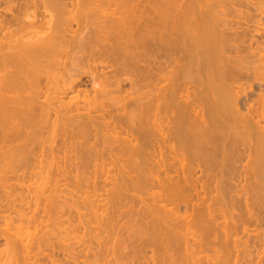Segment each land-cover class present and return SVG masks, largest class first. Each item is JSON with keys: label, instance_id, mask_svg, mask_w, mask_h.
<instances>
[{"label": "bare ground", "instance_id": "1", "mask_svg": "<svg viewBox=\"0 0 264 264\" xmlns=\"http://www.w3.org/2000/svg\"><path fill=\"white\" fill-rule=\"evenodd\" d=\"M259 2L0 0V264H264Z\"/></svg>", "mask_w": 264, "mask_h": 264}, {"label": "rangeland", "instance_id": "2", "mask_svg": "<svg viewBox=\"0 0 264 264\" xmlns=\"http://www.w3.org/2000/svg\"><path fill=\"white\" fill-rule=\"evenodd\" d=\"M254 1V0H253ZM256 1V0H255ZM261 2H263L264 3V0H260V2L259 3H261ZM258 3V5L260 6L261 4H259ZM147 4V2H145V5ZM253 4V3H252ZM6 5V4H5ZM145 5H142L141 6V8L142 9H144L145 8ZM264 6V5H263ZM3 8H6V7H4V4H1L0 5V11H2L3 10ZM242 9H247V7H245V6H242L241 7ZM251 8H252V5H251ZM2 9V10H1ZM6 10V9H5ZM251 11L252 12H255V10L254 9H251ZM258 12H259V9H258ZM263 13H264V11H263ZM257 18V17H256ZM256 18H254V19H256ZM251 23H253V22H251ZM92 86V84L90 83L89 84V88ZM92 169V168H91ZM1 174V173H0ZM0 178H1V176H0ZM13 179H15V178H13ZM3 179H0V181H2ZM140 180V178H138V180H137V178H136V180H133L132 181V185H131V187L129 188V190L127 191L128 192V197L126 198V200H129V199H131L132 198V201H130V203H129V205L127 206V208H129L130 206H132V205H134V208H136V209H139V208H141V209H143V208H146L145 206H147V208L149 207V205H150V200H152V197L154 196L152 193H153V191L155 190V191H157L159 188L158 187H147L148 185H144L143 183H141L142 181H139ZM15 181H17V180H15ZM99 181H102V179L100 180L99 179ZM135 181V182H134ZM64 182V181H63ZM1 183V182H0ZM112 184V183H111ZM72 186L70 187L71 189L72 188H74L73 187V185L74 184H71ZM114 185V184H113ZM63 186H65V185H63ZM112 185H110V183L109 184H107L105 187H107V188H104V189H101L99 192L100 193H103L104 194V196H109L110 198H109V200L111 201L112 200V196H113V193H111V190L109 189L110 187H111ZM66 187V186H65ZM108 189L110 190V191H108ZM153 189V190H152ZM60 193V192H59ZM107 193H108V195H107ZM78 194V193H77ZM84 195V196H83ZM82 196H83V198L82 197H76V195H75V197H76V199H78L77 200V202H74V201H76V200H74V198L72 199V198H70L69 199V201H67V199H65L67 202H69V203H66V201H64V199H63V195H61L60 196V198L58 199V201L60 200V206H58L59 208H57V209H59V211H60V209H62L61 211L64 213V215L63 216H61L60 217V219L59 220H61V219H64V222H65V224H67V226H68V224L69 223H67L66 221H67V218H69L70 216L68 215V214H70L71 213V207H68V204H69V206L71 205V203H77V204H75V208H77V209H75L74 208V205L72 206L74 209H73V211H72V213H75L76 211L79 213V208H80V206H82L81 208L82 209H84L85 207H83V206H85V203L87 204L86 206H87V209H85L84 211H86V212H89V216L91 215L90 213H93L94 212V210L92 209V205L93 204H91V199L92 200H94V198H92L93 196H91L90 198H87V199H85V197H86V194H83ZM69 196H70V194H69ZM78 196H79V194H78ZM53 197V196H52ZM55 197V196H54ZM58 198V197H57ZM68 198V197H67ZM80 198V199H79ZM81 198L82 199H84L85 200V202L84 201H82L81 200ZM143 198H145L144 200H143ZM255 199H256V197H254ZM71 199L73 200V201H71ZM260 198L259 197H257V200H259ZM51 200V201H50ZM52 200H54V199H52L51 197H50V199H48V200H46L45 202H46V204H47V206L48 207H51L52 206V204L54 203ZM57 199H55L54 201L55 202H57L56 201ZM50 201V202H49ZM143 201H146L147 202V205H144V203L145 202H143ZM255 201V200H254ZM48 202V203H47ZM51 202H53L52 204H51ZM80 202V203H79ZM84 202V203H83ZM81 203H83V204H81ZM78 204H79V206H78ZM81 204V205H80ZM49 205H51V206H49ZM53 205H55L56 206V204H53ZM185 204H181V211H183L184 209L183 208H185V206H184ZM66 206H67V208H66ZM184 206V207H183ZM62 207V208H61ZM126 208V209H127ZM51 209H54V207L53 208H51ZM50 209V210H51ZM67 209V210H66ZM125 209V208H124ZM66 210V211H65ZM70 210V211H69ZM76 210V211H75ZM81 210V209H80ZM89 210H91V211H89ZM83 211V210H82ZM239 211H240V209H239ZM62 212H60V214H63ZM76 212V213H77ZM184 212V211H183ZM237 212H238V210H237ZM51 212H49V214H48V216H47V218L48 217H50L52 214H50ZM75 213V214H76ZM242 213V209H241V211H240V214ZM50 215V216H49ZM71 215V214H70ZM77 216H78V214H76ZM75 215V217H73L72 215H71V220H72V217L74 218L72 221L76 224L78 221L76 220V222L74 221L75 219H76V216ZM50 218H52L51 220H48L47 221V223H49L50 221L52 222L53 221V217H50ZM128 217H126L124 220H126ZM65 219H66V221H65ZM78 219V218H77ZM70 220V218L68 219V221ZM70 220V221H71ZM50 222V224H52ZM62 222V221H61ZM64 222H62V223H64ZM134 222H136V221H134ZM2 223V222H1ZM72 223V222H71ZM73 224V223H72ZM63 225V224H62ZM77 225V224H76ZM260 225V226H259ZM259 225H257V226H259V229H257L256 231L258 232H263L264 231V224L263 225H261V224H259ZM119 230H120V228H119ZM127 231L128 230H126V228H124L123 230H120V233L122 234V237H123V244L125 245V244H129L130 243V238H129V235L127 234ZM255 231V232H256ZM132 232H135V231H133L132 230ZM118 232L116 233V234H114L115 236H113V240L111 239V241H115L114 239H116L117 240V238H116V236H118ZM83 235V234H82ZM241 235H243L242 233H240V235L239 236H241ZM115 237V238H114ZM246 237V236H245ZM63 240H65V238L63 239ZM2 241V242H1ZM6 239H5V237L4 236H0V250L3 248V250H4V248H6V245H8V244H6ZM66 242H72V240H68V241H66ZM2 247V248H1ZM148 251H147V254L148 255H151V254H153V252H152V250H151V248L150 247H148ZM12 250V249H11ZM10 250L8 249V252H9ZM151 252V253H150ZM13 253L14 252H9L7 255H13ZM19 254V253H18ZM6 255V256H7ZM18 256H20V255H18ZM61 257H63V255L61 254L60 255ZM143 259V258H142ZM243 260V259H242ZM154 264V263H153Z\"/></svg>", "mask_w": 264, "mask_h": 264}]
</instances>
